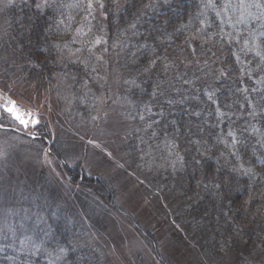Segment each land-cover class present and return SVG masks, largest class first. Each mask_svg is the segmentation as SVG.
Returning a JSON list of instances; mask_svg holds the SVG:
<instances>
[{"label":"snow or ice","instance_id":"1","mask_svg":"<svg viewBox=\"0 0 264 264\" xmlns=\"http://www.w3.org/2000/svg\"><path fill=\"white\" fill-rule=\"evenodd\" d=\"M23 2L47 18L40 45L45 59L23 56L25 64L20 66L16 83H26L22 73L29 67L36 70L51 65L49 80L68 90L64 99L69 103L79 100L85 111L91 109L93 122L105 121L109 110L121 108L119 123L135 125L132 132L147 149L138 150L152 162L163 161L175 172L177 165L179 170L191 165L195 171L214 159L216 166L205 174L206 183L201 181V186L213 197V209L226 222L236 219L232 216L235 202L231 193L234 188L241 190L242 178V191L249 199L239 205L241 209L264 195V0H199L197 10L188 15L186 23L173 26L172 31L155 24L141 31L147 13H129L135 0H128L123 6L120 0ZM14 4L15 0H5L3 8ZM144 7L155 10L157 4L149 0ZM224 48L232 57L231 62L223 55ZM19 50L23 53L22 44ZM127 57H131L132 66L144 58V64L135 67V76ZM121 58H125L123 65ZM118 65L128 69L129 75L124 76ZM43 75L42 71L38 73L40 79ZM244 80L253 86L243 84ZM226 81L242 84L233 92L236 98L231 104L219 99L221 85ZM112 82L118 85V92L112 91ZM201 92L212 103L209 115L215 117V124L205 120L196 131L188 128L189 139L183 152L190 154L186 159L178 142L185 133L180 131L177 120L171 119L170 110L198 99ZM16 95L20 93L8 84L0 88V130H23L27 136L39 138V106L30 109L21 105ZM189 115L201 117L202 113ZM205 128L216 130L210 139L206 138L209 134ZM129 134L125 132V137ZM87 143L100 148L94 138ZM0 145V154H6L8 141H0ZM24 213L18 219H13L19 215L15 213L0 216V236L12 241L0 245V252L12 247L28 258L46 254L48 264H66L73 245L58 242L49 248L57 228L50 223L46 208L37 205L35 211L24 209ZM7 258L15 261L16 255ZM19 264L32 261L21 259Z\"/></svg>","mask_w":264,"mask_h":264},{"label":"rangeland","instance_id":"2","mask_svg":"<svg viewBox=\"0 0 264 264\" xmlns=\"http://www.w3.org/2000/svg\"><path fill=\"white\" fill-rule=\"evenodd\" d=\"M124 1L120 0L121 5ZM160 1L153 0L156 4ZM4 2L0 0V8ZM3 11L0 10V39L7 24ZM8 54L0 50V68L11 70L14 63L3 67ZM126 59L135 76L138 63L132 66L131 57ZM124 62L125 58H121L120 65ZM117 67L124 76L129 75L128 69ZM12 73L6 78L0 72V88L8 84L19 92L15 99L21 105L30 109L38 105L41 125L37 139L23 130H0V141H8L6 154H0V216L15 213L19 215L13 219H18L25 214L24 209L35 211L37 205L46 208L50 221L56 220L55 213L61 214L69 232L74 231L71 226H78L80 235L75 245L90 258L96 254L98 264H264L242 256L237 243L222 234L216 237L221 243V256L212 257L215 238L209 234L202 245L197 235L202 221L190 216L194 202L187 192L185 168L179 170L177 165L178 170L173 172L168 164L152 162L140 152L139 148L147 149L132 132L135 125L119 123L121 108L109 110L107 120L93 122L91 109L85 111L79 100L69 103L64 99L68 90L56 81L55 89L38 91L27 81L23 85L16 83L18 76ZM112 91H119L115 82ZM193 100L191 112H198L197 106L203 107L205 102L200 95ZM177 108L170 110L171 119L179 114ZM211 118L207 122L214 125L215 117ZM200 125H194L192 131ZM215 131L205 128L209 134L206 138L214 136ZM125 132L130 134L125 137ZM93 138L100 148L87 143ZM187 141L178 140L181 145H187ZM2 148L0 145V151ZM205 230L211 233L216 229ZM7 243L12 241L0 236V245Z\"/></svg>","mask_w":264,"mask_h":264},{"label":"trees","instance_id":"3","mask_svg":"<svg viewBox=\"0 0 264 264\" xmlns=\"http://www.w3.org/2000/svg\"><path fill=\"white\" fill-rule=\"evenodd\" d=\"M128 3V0L124 1V4ZM149 3V0H135V7L129 9V13L140 14L142 12L147 13L144 16L142 21L143 26L141 31L146 27H150L152 24L161 27H168V31L173 30V26L179 27L181 24L186 23V18L190 13H194L197 10L199 0H169L166 4L164 0L160 1V4H157L155 10L149 8L145 9V5ZM123 4V5H124ZM122 5V6H123ZM3 16L7 20V24L3 28V37L0 39V50H3V53H9L5 65H13L11 70H6V68H0V72L5 74L6 78L12 75V72L18 76L20 66L25 64L23 56L32 55L38 57L41 61L45 59V55L40 49V45L43 43V30L47 26V18L43 15L38 14L31 7H26L23 0H18L16 4L12 7H7L3 9ZM128 16V13L125 14ZM209 15H214L209 13ZM169 21L168 25H165V21ZM158 35V33H156ZM183 37H181V40ZM23 45V53L19 50V45ZM11 47V48H10ZM14 49V50H9ZM9 51V52H8ZM223 55L228 57L229 62H231L232 57L228 54L227 48H224ZM144 64V58H141L138 61V67ZM17 68V69H16ZM52 66L48 65L47 67L32 70L30 67L24 71V77L27 78V83L33 84L38 91L55 89L54 82L55 80H49V69ZM18 71V72H17ZM43 72V79H40L38 76L39 72ZM53 71H56L53 69ZM6 72V73H5ZM9 75V76H8ZM238 75V73H233V76ZM141 79H145L141 77ZM243 84H246L248 87H252L250 81L244 80ZM39 86V87H38ZM241 82H231L226 81L220 88L219 99L221 102H227L231 104L233 99L236 97L233 95V92L237 87H241ZM145 87H148V83H145ZM203 101L205 102L204 106H197V111L202 113L201 117H196L194 115H189L193 107V99L187 101L186 104L176 105L179 111V114L175 117L177 123L181 125L180 131L185 133L188 128H192L194 125L202 124L205 120L212 119L209 113L212 111V104L207 100L206 96L201 93ZM147 99V96L143 97ZM208 109H210L208 111ZM201 110V111H200ZM204 116L207 117L204 118ZM181 136L180 140H186V136ZM181 145V144H180ZM185 145V144H183ZM181 145L183 150L185 147ZM187 146V145H185ZM132 147L135 146L132 144ZM190 153H184L187 156ZM216 163L212 160H208L202 169L193 170L191 165L185 167L184 170V180L187 185V192L192 196L193 204L190 209V216L197 220L202 221V227L197 230V235L199 242L201 244H206L207 237L212 235L215 238L213 243L214 254L212 257L217 259L221 256L220 242L216 237L222 234L226 239L233 240L237 243L238 249L242 256L252 259L255 262L264 263V195L259 196L246 208L241 209L239 205L243 201L248 200L249 196L247 193L242 191L245 187L243 178L240 181L239 191L233 190L231 193V198L235 202L233 206L232 216L236 217L234 221L226 222L224 217L220 215L219 212L215 211L212 207L213 197L201 186V181H204V176L212 168H215ZM92 181V179H90ZM206 183V181H204ZM56 220H51L52 223L57 228L56 237L49 241V248L54 247L58 242L65 244L66 246L71 243L73 247L69 249L68 255L66 257V264H98L99 258L95 255H92V258L88 257L89 255L84 254V249H81L75 245L76 238L80 235L78 232V226H71L74 230L69 232L66 219H62L61 214L55 213ZM204 227V228H203ZM214 230L211 233L206 232V228H212ZM222 237V238H223ZM225 239V240H226ZM8 244V243H7ZM213 251V250H212ZM16 255L11 247H8L5 252H0V264H19L21 259H31L32 264H48V257L46 254H39L33 257H26L25 254L16 255V260H10L7 257Z\"/></svg>","mask_w":264,"mask_h":264}]
</instances>
